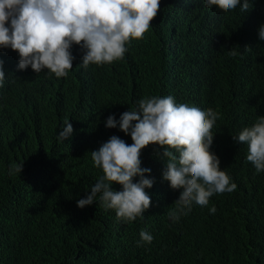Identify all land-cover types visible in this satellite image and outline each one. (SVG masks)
<instances>
[{"label": "trees", "instance_id": "trees-1", "mask_svg": "<svg viewBox=\"0 0 264 264\" xmlns=\"http://www.w3.org/2000/svg\"><path fill=\"white\" fill-rule=\"evenodd\" d=\"M251 4L247 12L215 13L203 0H178L173 22L152 35L151 46L130 48V67L122 63L106 73L94 72L89 88L77 86L73 76L43 77L37 87L30 86V74L15 72L13 50L0 48L5 73L0 87V264H264V223L248 215L253 204L264 208V190L237 189L236 205L244 213L236 207V219L226 210L234 205L227 197L231 193H224L191 218L173 222L168 211L177 190L163 179L165 161L155 145L140 156L141 167L151 169L146 178L154 180L145 189L151 206L142 217L127 223L98 202L77 207L103 174L91 151L99 149L102 133H117L105 127L108 114L117 109L110 115L119 120L138 107L139 99L172 96L178 104L200 109L217 106L222 116L212 129L211 147L231 155L236 127L227 119L228 110L235 106L236 123L264 111V44L258 42L264 0ZM233 48L235 57L228 54ZM84 96L83 104L95 99L94 113L84 115L79 106ZM36 101L38 109L31 105ZM65 119L74 133L59 141ZM129 137L121 139L131 144ZM20 163L23 171L10 173V166ZM112 187L122 190L118 184ZM213 206L224 210L216 233H195L192 226ZM142 229L153 236L150 244L141 242Z\"/></svg>", "mask_w": 264, "mask_h": 264}, {"label": "clouds", "instance_id": "clouds-1", "mask_svg": "<svg viewBox=\"0 0 264 264\" xmlns=\"http://www.w3.org/2000/svg\"><path fill=\"white\" fill-rule=\"evenodd\" d=\"M203 2L215 13L247 12L252 6L251 0ZM177 8L178 0H0V48L13 50L15 72L30 74V86L37 87L43 77L63 80L73 76L77 86L86 84L89 88L94 72L106 73L122 63L130 67V48L136 45L141 51L150 47L152 35L170 26ZM258 35V42L264 44V25ZM228 54L238 55L234 48ZM4 79L0 60V87ZM85 98L79 105L84 106V115L94 113L95 99L83 104ZM137 103L138 107L123 112L119 120L110 115L117 109L108 114L105 127L118 136H111L98 150L91 151L94 166L103 174L86 198L77 201V207L83 209L98 202L104 209L114 210L117 220L127 223L142 217L151 206L145 189H150L154 180L146 178L151 169L141 167L140 156L150 144L165 161L163 179L177 190L174 207L168 211L173 222L191 218L201 207L219 202L224 193H231L227 197L234 205L226 210L236 219L237 208L243 212L236 205L237 189L254 186L264 190V111L236 123L235 106L228 110L227 119L236 130L231 138L232 153L226 157L211 147L212 129L222 116L217 106L200 109L178 104L172 96L145 97ZM31 105L40 107L38 101ZM73 133L72 124L65 119L57 139L68 140ZM124 134L130 135L131 144L121 139ZM13 171L20 174L23 163L11 165L10 173ZM136 177L139 180L134 182ZM113 184L122 190H114ZM217 210L214 206L204 210L205 216L192 230L206 237L214 235L224 212ZM255 214L264 215V208L253 204L248 214L264 223ZM159 215L167 221L164 211ZM139 235L141 242L150 244L153 240L146 230Z\"/></svg>", "mask_w": 264, "mask_h": 264}, {"label": "rangeland", "instance_id": "rangeland-1", "mask_svg": "<svg viewBox=\"0 0 264 264\" xmlns=\"http://www.w3.org/2000/svg\"><path fill=\"white\" fill-rule=\"evenodd\" d=\"M113 133H108V132H104L103 135H101L100 140H99V144L100 146L106 142L111 136H113Z\"/></svg>", "mask_w": 264, "mask_h": 264}]
</instances>
